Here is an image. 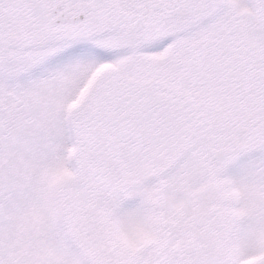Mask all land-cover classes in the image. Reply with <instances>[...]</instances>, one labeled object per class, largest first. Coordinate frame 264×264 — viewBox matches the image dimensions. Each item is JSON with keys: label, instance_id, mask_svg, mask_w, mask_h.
I'll list each match as a JSON object with an SVG mask.
<instances>
[{"label": "snow or ice", "instance_id": "obj_1", "mask_svg": "<svg viewBox=\"0 0 264 264\" xmlns=\"http://www.w3.org/2000/svg\"><path fill=\"white\" fill-rule=\"evenodd\" d=\"M0 264H264V0H0Z\"/></svg>", "mask_w": 264, "mask_h": 264}]
</instances>
